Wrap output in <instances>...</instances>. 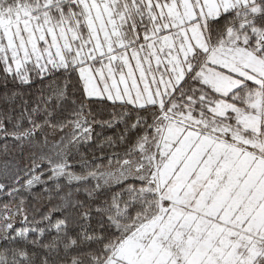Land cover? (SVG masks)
<instances>
[{
	"label": "snow or ice",
	"instance_id": "1",
	"mask_svg": "<svg viewBox=\"0 0 264 264\" xmlns=\"http://www.w3.org/2000/svg\"><path fill=\"white\" fill-rule=\"evenodd\" d=\"M0 264H264V0H0Z\"/></svg>",
	"mask_w": 264,
	"mask_h": 264
},
{
	"label": "trees",
	"instance_id": "2",
	"mask_svg": "<svg viewBox=\"0 0 264 264\" xmlns=\"http://www.w3.org/2000/svg\"><path fill=\"white\" fill-rule=\"evenodd\" d=\"M37 87H39V85H37ZM33 91H35V89H33ZM109 134H111V133H109Z\"/></svg>",
	"mask_w": 264,
	"mask_h": 264
}]
</instances>
